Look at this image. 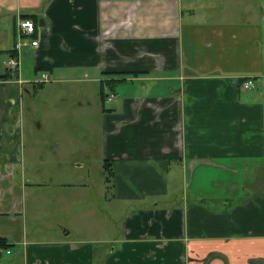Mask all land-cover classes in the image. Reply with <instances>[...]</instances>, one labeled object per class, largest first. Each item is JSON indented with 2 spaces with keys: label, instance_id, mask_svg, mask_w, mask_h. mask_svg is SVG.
I'll return each mask as SVG.
<instances>
[{
  "label": "crops",
  "instance_id": "obj_1",
  "mask_svg": "<svg viewBox=\"0 0 264 264\" xmlns=\"http://www.w3.org/2000/svg\"><path fill=\"white\" fill-rule=\"evenodd\" d=\"M25 16L39 44L18 53L26 71L0 72V264H264V0H0V66ZM27 68L100 93L121 80L102 116L121 224L90 207L77 238L33 240L17 180ZM128 81L138 94H118Z\"/></svg>",
  "mask_w": 264,
  "mask_h": 264
},
{
  "label": "rangeland",
  "instance_id": "obj_2",
  "mask_svg": "<svg viewBox=\"0 0 264 264\" xmlns=\"http://www.w3.org/2000/svg\"><path fill=\"white\" fill-rule=\"evenodd\" d=\"M189 5L183 4L185 15ZM194 5L198 10L202 8V2ZM22 69L26 71L23 65ZM27 69L29 77L17 106V110L21 107L19 123L23 124L25 146L24 172L17 173V180L20 185L25 180L30 185L24 199L29 231L37 234L32 235L33 240H49L52 234H62V225L72 227L73 237L77 238L80 227L91 221V216L86 214L90 207L98 209L97 223L112 215L113 221L121 224L127 210L111 201L114 191L104 174L102 116L111 101L107 99L103 106L100 82H62L58 80L62 77L61 70L54 71L52 76L49 73L44 81L42 72ZM0 72H5L4 61ZM139 84L128 81L117 85L115 90L118 94H138ZM105 91L111 90L105 88ZM172 181L176 193L173 199L178 200L183 186L178 180ZM72 191L83 194L69 196Z\"/></svg>",
  "mask_w": 264,
  "mask_h": 264
},
{
  "label": "built area",
  "instance_id": "obj_3",
  "mask_svg": "<svg viewBox=\"0 0 264 264\" xmlns=\"http://www.w3.org/2000/svg\"><path fill=\"white\" fill-rule=\"evenodd\" d=\"M37 26L34 21L31 19L20 18L19 23L17 25V43L13 50L14 56H9L7 60L4 62V65L7 69L12 71H18L20 68V61L18 59V53L27 47H37L39 44L38 39L34 38L36 34ZM42 78L44 80L48 79V74L43 73ZM242 87L245 91H249L255 88V82L252 78H248L242 83ZM106 100L108 101L114 99L115 95L112 93H106Z\"/></svg>",
  "mask_w": 264,
  "mask_h": 264
},
{
  "label": "trees",
  "instance_id": "obj_4",
  "mask_svg": "<svg viewBox=\"0 0 264 264\" xmlns=\"http://www.w3.org/2000/svg\"><path fill=\"white\" fill-rule=\"evenodd\" d=\"M32 19L33 17H28V16H25L24 19ZM116 76H119L117 73H115ZM3 78H6V76H3ZM246 79H241L240 80V83L244 82ZM118 81H121V80H118ZM116 80H109V81H104V82H101V99L102 101L105 103L106 102V94H105V88L108 86H111L113 84H116V82H118ZM104 171H105V175H106V182L109 183L111 181V178L113 176V171H112V168L111 166H109V160H105L104 162ZM12 245H9L7 244V241L5 238H0V252L1 251H7L9 250V248L11 247ZM0 256H1V253H0Z\"/></svg>",
  "mask_w": 264,
  "mask_h": 264
}]
</instances>
